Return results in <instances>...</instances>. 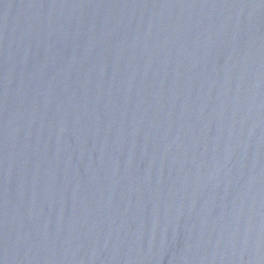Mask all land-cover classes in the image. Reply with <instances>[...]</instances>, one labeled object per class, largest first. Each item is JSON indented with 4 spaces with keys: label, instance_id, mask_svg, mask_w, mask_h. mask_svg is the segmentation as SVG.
I'll list each match as a JSON object with an SVG mask.
<instances>
[{
    "label": "water",
    "instance_id": "95a60500",
    "mask_svg": "<svg viewBox=\"0 0 264 264\" xmlns=\"http://www.w3.org/2000/svg\"><path fill=\"white\" fill-rule=\"evenodd\" d=\"M0 264H264V0H0Z\"/></svg>",
    "mask_w": 264,
    "mask_h": 264
}]
</instances>
